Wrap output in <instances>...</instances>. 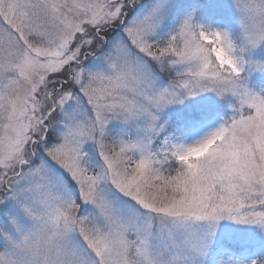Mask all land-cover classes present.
Here are the masks:
<instances>
[{
  "label": "snow or ice",
  "instance_id": "6c2138e0",
  "mask_svg": "<svg viewBox=\"0 0 264 264\" xmlns=\"http://www.w3.org/2000/svg\"><path fill=\"white\" fill-rule=\"evenodd\" d=\"M217 4L0 0V264H264V0Z\"/></svg>",
  "mask_w": 264,
  "mask_h": 264
},
{
  "label": "rangeland",
  "instance_id": "374dc122",
  "mask_svg": "<svg viewBox=\"0 0 264 264\" xmlns=\"http://www.w3.org/2000/svg\"><path fill=\"white\" fill-rule=\"evenodd\" d=\"M191 3L194 9H198L197 18L201 23L216 26V22L219 18L217 0H191ZM257 57L264 59V52L257 50ZM244 76L245 83L251 90L260 92L261 88H264V72L256 71L249 73L246 70ZM206 95L212 96L211 93ZM200 99V97L193 98V100L197 102ZM233 115L234 112L232 108L228 106V102L222 101L218 113L211 121V127L218 126L220 123H223L224 120L230 119ZM204 130L207 131L209 129L205 128ZM234 227L248 233L254 241L248 245L247 249L242 254H239V250H237V258L252 259L264 255V237H262L253 226L234 225Z\"/></svg>",
  "mask_w": 264,
  "mask_h": 264
}]
</instances>
